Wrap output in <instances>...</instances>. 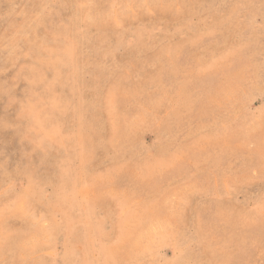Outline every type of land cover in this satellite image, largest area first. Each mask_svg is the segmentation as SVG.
<instances>
[{
  "label": "rangeland",
  "instance_id": "rangeland-1",
  "mask_svg": "<svg viewBox=\"0 0 264 264\" xmlns=\"http://www.w3.org/2000/svg\"><path fill=\"white\" fill-rule=\"evenodd\" d=\"M0 264H264V0H0Z\"/></svg>",
  "mask_w": 264,
  "mask_h": 264
}]
</instances>
